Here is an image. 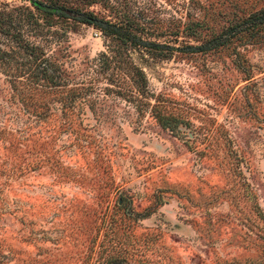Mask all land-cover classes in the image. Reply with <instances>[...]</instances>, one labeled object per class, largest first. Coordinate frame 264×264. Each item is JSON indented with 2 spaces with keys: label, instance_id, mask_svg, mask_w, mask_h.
Wrapping results in <instances>:
<instances>
[{
  "label": "rangeland",
  "instance_id": "374dc122",
  "mask_svg": "<svg viewBox=\"0 0 264 264\" xmlns=\"http://www.w3.org/2000/svg\"><path fill=\"white\" fill-rule=\"evenodd\" d=\"M56 1L68 16L25 34L63 84L29 98L0 69V264H264V25L241 22L264 0Z\"/></svg>",
  "mask_w": 264,
  "mask_h": 264
},
{
  "label": "trees",
  "instance_id": "16d2710c",
  "mask_svg": "<svg viewBox=\"0 0 264 264\" xmlns=\"http://www.w3.org/2000/svg\"><path fill=\"white\" fill-rule=\"evenodd\" d=\"M47 5L49 8H46ZM59 7L63 8L64 6L59 5L56 0H48V3H43L42 0H29V4L16 5L0 2V69L9 76L12 86L20 90L19 92L26 93L29 98H34L36 92L45 88L55 89L63 84L62 69L58 63L51 60L39 41L25 34L27 30L33 35L43 37L52 25L49 21L51 15L68 16L64 11H56L55 8ZM71 10L77 14L79 20L94 24L123 46L138 47L143 43L146 48L152 50L151 52L163 50L164 45L160 43L136 39L126 26L93 15L89 11H82L79 7ZM241 22L248 23L249 27H258L259 29L264 25V7L251 12ZM24 25L26 29L23 27ZM225 33L227 34V32ZM225 33L215 36L211 40V44L205 42L201 45H192V48L208 50L212 47L225 45L230 40L229 35H225ZM132 67L133 65L130 66L131 70ZM131 72L138 91L135 98L150 105L152 114L162 126L174 128V125L171 124L173 120L171 113L166 111V106L159 99L155 98L154 102L144 101L148 91L143 69L135 66ZM66 97L68 99H65L64 103L70 105L72 98L69 95Z\"/></svg>",
  "mask_w": 264,
  "mask_h": 264
},
{
  "label": "water",
  "instance_id": "95a60500",
  "mask_svg": "<svg viewBox=\"0 0 264 264\" xmlns=\"http://www.w3.org/2000/svg\"><path fill=\"white\" fill-rule=\"evenodd\" d=\"M46 8H49V6L47 5Z\"/></svg>",
  "mask_w": 264,
  "mask_h": 264
}]
</instances>
